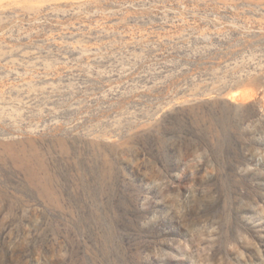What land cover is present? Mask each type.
I'll use <instances>...</instances> for the list:
<instances>
[{"label":"rangeland","instance_id":"1","mask_svg":"<svg viewBox=\"0 0 264 264\" xmlns=\"http://www.w3.org/2000/svg\"><path fill=\"white\" fill-rule=\"evenodd\" d=\"M0 264H264V0H0Z\"/></svg>","mask_w":264,"mask_h":264}]
</instances>
